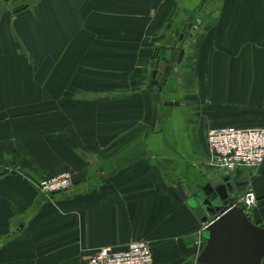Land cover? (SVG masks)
I'll return each instance as SVG.
<instances>
[{
    "label": "crops",
    "instance_id": "obj_1",
    "mask_svg": "<svg viewBox=\"0 0 264 264\" xmlns=\"http://www.w3.org/2000/svg\"><path fill=\"white\" fill-rule=\"evenodd\" d=\"M211 126L264 127V0H0V264L133 240L199 264L194 206L224 177L264 227V160L220 170Z\"/></svg>",
    "mask_w": 264,
    "mask_h": 264
},
{
    "label": "built area",
    "instance_id": "obj_2",
    "mask_svg": "<svg viewBox=\"0 0 264 264\" xmlns=\"http://www.w3.org/2000/svg\"><path fill=\"white\" fill-rule=\"evenodd\" d=\"M206 142L217 168L223 171L239 167L258 168L264 160V127L240 128L235 126H211L206 132ZM72 174L68 170L45 177L37 183L40 193L66 191L72 187ZM256 203V195L251 188L232 203L240 204L248 210ZM206 223L203 222V228ZM85 264H155L151 246L146 240H133L124 250L116 251L111 246L94 250Z\"/></svg>",
    "mask_w": 264,
    "mask_h": 264
},
{
    "label": "water",
    "instance_id": "obj_3",
    "mask_svg": "<svg viewBox=\"0 0 264 264\" xmlns=\"http://www.w3.org/2000/svg\"><path fill=\"white\" fill-rule=\"evenodd\" d=\"M182 54L181 49L178 61ZM234 196L228 177L198 194L194 209L206 223L205 244L196 258L199 264H261L264 227L254 223L242 205L231 204Z\"/></svg>",
    "mask_w": 264,
    "mask_h": 264
},
{
    "label": "rangeland",
    "instance_id": "obj_4",
    "mask_svg": "<svg viewBox=\"0 0 264 264\" xmlns=\"http://www.w3.org/2000/svg\"><path fill=\"white\" fill-rule=\"evenodd\" d=\"M205 234H206L205 231H203V236H205Z\"/></svg>",
    "mask_w": 264,
    "mask_h": 264
},
{
    "label": "trees",
    "instance_id": "obj_5",
    "mask_svg": "<svg viewBox=\"0 0 264 264\" xmlns=\"http://www.w3.org/2000/svg\"><path fill=\"white\" fill-rule=\"evenodd\" d=\"M204 244H205V240L203 241V245H204ZM203 245H202V246H203Z\"/></svg>",
    "mask_w": 264,
    "mask_h": 264
}]
</instances>
